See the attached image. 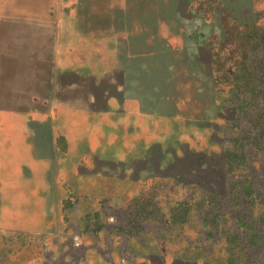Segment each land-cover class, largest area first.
<instances>
[{"label":"rangeland","instance_id":"obj_1","mask_svg":"<svg viewBox=\"0 0 264 264\" xmlns=\"http://www.w3.org/2000/svg\"><path fill=\"white\" fill-rule=\"evenodd\" d=\"M262 31L264 0H0V264H264Z\"/></svg>","mask_w":264,"mask_h":264},{"label":"trees","instance_id":"obj_2","mask_svg":"<svg viewBox=\"0 0 264 264\" xmlns=\"http://www.w3.org/2000/svg\"><path fill=\"white\" fill-rule=\"evenodd\" d=\"M207 2V1H206ZM255 29H253V28H249V30L247 29V32L248 33H250V32H252V31H254ZM262 40L264 41V31H262ZM212 44V43H211ZM219 50H221V48L219 49ZM216 56H218V54L216 55ZM214 72V71H213ZM225 73H224V71H221V74H219V79H221V82H222V79H223V77H225ZM218 79V76L215 78V80H217ZM257 93H259V96H261V97H259V98H261V100L263 101V103H264V84L260 87V90L257 92ZM258 98V99H259ZM225 102L226 101H228V103H229V105H231L230 104V102H229V100L228 99H225L224 100ZM257 120H259V117H257V119H256V121ZM58 146L60 147L61 146V141H59V143H58ZM249 184H248V186L246 187V197H247V201L248 202H253L254 203V201H257L258 200V196L257 195H255L254 194V191L251 189V184H250V182H248ZM197 189V191H201L200 190V188L198 187V186H194L193 187V189H190V191L193 193L192 195H194V191ZM153 190V189H152ZM202 191L203 192H205V190L204 189H202ZM201 191V192H202ZM154 192V191H153ZM152 192V193H153ZM190 199V202L188 203L187 201L185 202V200H182L181 202H179L178 204H177V207L179 208V210L175 213V214H173V213H170L169 214V222L172 224V223H174V222H177V221H181V220H183L186 216H187V214L193 209V207L194 206H197V205H203V204H205L206 202V199L204 198V196L203 195H199V197H198V199L197 200H195L194 202H191L194 198L193 197H190L189 198ZM260 199L258 200V203H260ZM209 211H211V210H209ZM149 217H152V216H149ZM157 218V217H156ZM151 219L152 218H150V221H151ZM163 217H160V218H158V222L161 224L162 223V225L164 226V224H163ZM200 220H201V226H202V228L203 229H205L206 228V226L207 227H209L208 225L209 224H207V222H206V220L204 219V218H200ZM95 225H97V223H94ZM241 224H243V227H245L246 225H247V223L246 222H244V223H242L241 222ZM162 226V227H163ZM99 228V227H98ZM246 236V238H247V241H248V243L249 242H253L256 238H255V236L254 235H251V234H246L245 235ZM109 264H112V263H109Z\"/></svg>","mask_w":264,"mask_h":264},{"label":"water","instance_id":"obj_3","mask_svg":"<svg viewBox=\"0 0 264 264\" xmlns=\"http://www.w3.org/2000/svg\"><path fill=\"white\" fill-rule=\"evenodd\" d=\"M210 126L215 130L216 129V127L214 126V124L213 123H210ZM167 152V150H164V152L163 153H166ZM166 183V182H165ZM165 183L164 184H162V185H165ZM164 189V186H162L161 187V190H163ZM174 230V227L172 228V230L171 231H173ZM177 232V231H176ZM176 232H174V234H176ZM143 235H140L139 236V240H140V242H141V244H143L144 246H146L147 248H150V251H152V252H154V251H156V245L154 244L152 247H150L149 245V240L150 239H148V238H146V237H142ZM127 250H128V253L129 254H133V255H136V257L138 256V257H140V258H144L145 256H143V255H141V254H139L138 252H136L135 250H133L131 247H130V245L129 244H127ZM135 251V252H134ZM190 252V251H189ZM86 253H87V259H89V260H91L90 258H92V251H91V249L90 248H86ZM206 254H208V252L206 253ZM86 259V260H87ZM168 261V262H167ZM176 261V257L174 256L172 259H169V260H165V263L167 262V264H172V263H174ZM195 261V259L193 258V256H190L189 257V262H188V264H194V263H196V262H194ZM205 263V261H203V263L202 264H204Z\"/></svg>","mask_w":264,"mask_h":264},{"label":"flooded vegetation","instance_id":"obj_4","mask_svg":"<svg viewBox=\"0 0 264 264\" xmlns=\"http://www.w3.org/2000/svg\"><path fill=\"white\" fill-rule=\"evenodd\" d=\"M213 73H214V72H213ZM166 184H167V182H166ZM166 191H167V190H166V185H165V186H164V189L162 190V192H163V193H166ZM179 225H180V224H179ZM172 226H173V225H172ZM177 227H179V226H177ZM182 227H183V226H181L180 228H178V230H180ZM170 228H171V227H170ZM166 230L169 231L167 228H166ZM170 232H171V230H170ZM165 233H166V232H165ZM164 235H165V234H163L162 236H164ZM183 250H184V251H183L184 253L189 254V256H193V253H192V251H191L190 249H183ZM156 251H157V246H156ZM189 251H190V252H189ZM178 254H179V252L175 253L174 256L176 257V261H177V262H180V260H179V258H178ZM176 261H175V262H176ZM175 262H174V263H175ZM181 262H182V261H181ZM188 262H189V257H188ZM184 263H185V262H184ZM204 264H207V263H206V260H205V263H204Z\"/></svg>","mask_w":264,"mask_h":264}]
</instances>
